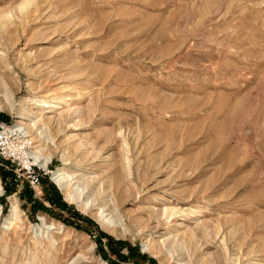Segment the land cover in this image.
<instances>
[{
    "label": "rangeland",
    "instance_id": "rangeland-1",
    "mask_svg": "<svg viewBox=\"0 0 264 264\" xmlns=\"http://www.w3.org/2000/svg\"><path fill=\"white\" fill-rule=\"evenodd\" d=\"M0 120V264H264V0H0Z\"/></svg>",
    "mask_w": 264,
    "mask_h": 264
},
{
    "label": "built area",
    "instance_id": "built-area-1",
    "mask_svg": "<svg viewBox=\"0 0 264 264\" xmlns=\"http://www.w3.org/2000/svg\"><path fill=\"white\" fill-rule=\"evenodd\" d=\"M10 126H11L10 124L0 120V156L4 160L9 161V159H11L12 161H14L12 157L10 158V156H12V154H13L12 150L14 149V148H12V146H14V145L12 144L13 141L11 140V137L16 138V137H18L19 134L17 132H14L13 130H11ZM32 165H34V163H31V162H29V163L27 162V164H24L22 162V164H21V166L26 167L27 171L30 173V183L34 187H38L39 182H40L39 175L35 172L34 167Z\"/></svg>",
    "mask_w": 264,
    "mask_h": 264
},
{
    "label": "bare ground",
    "instance_id": "bare-ground-1",
    "mask_svg": "<svg viewBox=\"0 0 264 264\" xmlns=\"http://www.w3.org/2000/svg\"><path fill=\"white\" fill-rule=\"evenodd\" d=\"M10 128L14 132H21L20 128L17 127V126H13V127H10ZM30 157H32V156H30ZM33 159H34V162L39 163V165L42 168H44V169L48 168V163L50 162L48 157H40L39 155H33ZM52 178L56 182V184L60 187L61 190L65 189V184L71 181V178H69L68 176H65V174L62 171H60V170L54 172L52 174ZM14 210H15V205L12 206V211L11 212L13 213Z\"/></svg>",
    "mask_w": 264,
    "mask_h": 264
},
{
    "label": "trees",
    "instance_id": "trees-1",
    "mask_svg": "<svg viewBox=\"0 0 264 264\" xmlns=\"http://www.w3.org/2000/svg\"><path fill=\"white\" fill-rule=\"evenodd\" d=\"M0 171H3V172H6V170L3 168V167H0ZM5 175H4V173H2V177H4ZM53 195L54 194H52L50 197H49V195H47V197L49 198V199H53ZM60 203V202H59ZM64 203V202H63ZM109 238H111V237H109ZM117 255H119V256H121V257H123V255L122 254H117Z\"/></svg>",
    "mask_w": 264,
    "mask_h": 264
}]
</instances>
